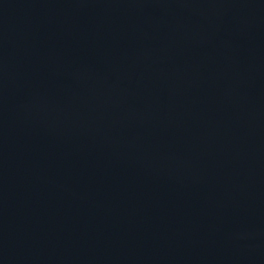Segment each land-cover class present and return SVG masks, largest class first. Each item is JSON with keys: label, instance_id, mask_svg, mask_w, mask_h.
Listing matches in <instances>:
<instances>
[{"label": "water", "instance_id": "95a60500", "mask_svg": "<svg viewBox=\"0 0 264 264\" xmlns=\"http://www.w3.org/2000/svg\"><path fill=\"white\" fill-rule=\"evenodd\" d=\"M0 264H264V0H0Z\"/></svg>", "mask_w": 264, "mask_h": 264}]
</instances>
